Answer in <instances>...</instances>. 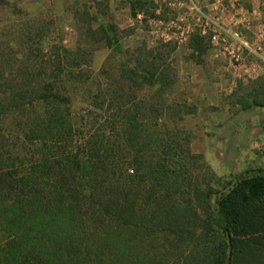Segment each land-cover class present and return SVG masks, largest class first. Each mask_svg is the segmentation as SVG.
Segmentation results:
<instances>
[{"label": "trees", "instance_id": "16d2710c", "mask_svg": "<svg viewBox=\"0 0 264 264\" xmlns=\"http://www.w3.org/2000/svg\"><path fill=\"white\" fill-rule=\"evenodd\" d=\"M91 32L119 50L113 24ZM20 37L0 50V264H264L263 168L197 174L157 121L164 99L154 111L121 104L80 48L55 55ZM206 44L194 33L191 55ZM138 50L121 74L161 97L176 78L168 54ZM66 85L85 91V109L73 111Z\"/></svg>", "mask_w": 264, "mask_h": 264}, {"label": "rangeland", "instance_id": "374dc122", "mask_svg": "<svg viewBox=\"0 0 264 264\" xmlns=\"http://www.w3.org/2000/svg\"><path fill=\"white\" fill-rule=\"evenodd\" d=\"M133 1L0 0V50L10 37L20 41L24 32L29 44L45 53L56 55V48L63 47L76 53L80 48L86 74L105 88L117 89L121 104L139 101L141 110L154 111L151 105L165 100L166 112L157 121L175 130L181 145H188L194 157L188 159L194 161L197 174L212 171L215 177L230 178L264 169V105L253 104L254 99L264 101V66L230 63L211 44L209 34H200L193 13L181 21L180 10L166 0H142L133 15ZM100 24L117 28L119 50L95 41L91 31ZM194 33L207 38L199 58L191 55L189 47ZM143 47L168 54L166 63L175 72L174 83L161 97L156 87H134L121 74L120 62ZM83 92L68 88L73 111L87 107ZM142 123L151 127L150 122Z\"/></svg>", "mask_w": 264, "mask_h": 264}, {"label": "built area", "instance_id": "2783aa9c", "mask_svg": "<svg viewBox=\"0 0 264 264\" xmlns=\"http://www.w3.org/2000/svg\"><path fill=\"white\" fill-rule=\"evenodd\" d=\"M166 1L170 6H177L176 8L180 10L181 13L177 17L178 20H187L193 13L195 21L200 27V34H209L211 44L216 46L217 51L225 58H228L230 63L244 66L249 54H254V56L264 61V37L256 33L250 37L236 25V21L226 25L219 20L218 16H207L198 0ZM188 28L185 29L186 32Z\"/></svg>", "mask_w": 264, "mask_h": 264}, {"label": "crops", "instance_id": "0c3cea01", "mask_svg": "<svg viewBox=\"0 0 264 264\" xmlns=\"http://www.w3.org/2000/svg\"><path fill=\"white\" fill-rule=\"evenodd\" d=\"M198 2L207 16H218L226 25L236 21V25L250 37L254 33L264 37V0H198ZM245 64L260 69L264 66V61L254 54H249Z\"/></svg>", "mask_w": 264, "mask_h": 264}]
</instances>
